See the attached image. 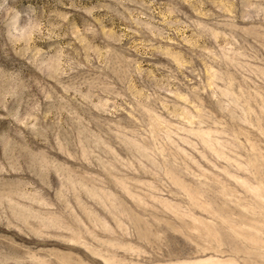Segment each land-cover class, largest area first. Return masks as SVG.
<instances>
[{
  "label": "rangeland",
  "instance_id": "374dc122",
  "mask_svg": "<svg viewBox=\"0 0 264 264\" xmlns=\"http://www.w3.org/2000/svg\"><path fill=\"white\" fill-rule=\"evenodd\" d=\"M0 264H264V0H0Z\"/></svg>",
  "mask_w": 264,
  "mask_h": 264
}]
</instances>
